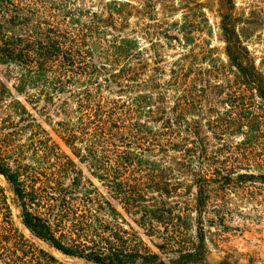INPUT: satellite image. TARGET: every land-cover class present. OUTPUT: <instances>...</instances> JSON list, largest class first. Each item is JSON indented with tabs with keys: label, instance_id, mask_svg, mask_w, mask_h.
<instances>
[{
	"label": "trees",
	"instance_id": "obj_1",
	"mask_svg": "<svg viewBox=\"0 0 264 264\" xmlns=\"http://www.w3.org/2000/svg\"><path fill=\"white\" fill-rule=\"evenodd\" d=\"M222 1L234 8L233 0ZM134 12L120 0H0V65L16 69L12 89L24 98L0 80V175L23 225L67 257L166 264L162 255L173 253L170 264H205L203 224L215 186L264 183V173H243L211 149L210 135L230 129L215 103L231 99L240 112L254 109L245 97L251 91L264 103V77L248 62L229 15L221 27L225 64L210 52L179 53L185 41L170 34L177 24L160 23L154 11L142 14L136 31ZM27 106L52 110L54 131L71 154ZM0 191V214L16 231ZM173 194L193 197L187 209L199 217L196 240L183 245L178 233L153 251L135 227L158 234L154 222L164 223V210L155 197Z\"/></svg>",
	"mask_w": 264,
	"mask_h": 264
},
{
	"label": "rangeland",
	"instance_id": "obj_2",
	"mask_svg": "<svg viewBox=\"0 0 264 264\" xmlns=\"http://www.w3.org/2000/svg\"><path fill=\"white\" fill-rule=\"evenodd\" d=\"M120 1H130L139 9L140 12H134L132 18V26L136 31H140L144 17L142 14L154 11L160 23L177 24L170 34L178 37L181 43L185 41L184 47L177 49L179 53L192 51L203 57L210 52L225 64L228 61L221 27L223 17L229 15L232 27L245 47L248 62L253 63L264 77V0H233L232 10H229L222 0ZM167 51L176 56L175 51ZM15 70L14 67L9 69L0 65V80L13 92L12 85L15 81L11 77H14ZM230 71L234 77L235 71ZM236 81L234 78L233 84ZM14 97L24 102V98L15 92ZM226 99V96L220 98L221 101ZM245 100L247 104L253 105L254 109H243L244 111L240 112V106L232 108L231 99L215 103L216 110L221 118L226 120L230 129L228 128L227 133L220 138L211 134L210 146L211 149L222 151L223 158H229L227 164L239 167L243 173L258 175L264 173V103L251 91L247 92ZM43 106V103L38 105L40 111H43ZM27 108L62 149L71 154L54 131L57 129L58 119L54 117L52 110L44 114L32 110L30 106ZM240 116L250 124L241 126ZM78 167L85 177H90L85 165L78 164ZM92 180L100 187L98 180ZM0 187L4 189L8 199L16 229L9 231L4 216L0 214V264H94L67 257L34 236L23 225L16 197L2 175ZM155 198V204L164 210L161 215V221L164 223L154 222L160 232L146 236V231L135 227L143 235L148 246L157 251L154 244H162L164 240L172 239L178 233L182 235L180 240L183 245L193 243L196 240V221L199 218L193 208L192 211L187 209V203L191 204L193 197L173 194ZM114 204L124 213L116 201ZM206 210L203 227L208 257L205 264H264V183L256 181L215 186ZM124 215L130 220L128 215ZM211 220L214 222L210 223ZM162 256L166 264H170V260L175 258L173 253H164Z\"/></svg>",
	"mask_w": 264,
	"mask_h": 264
}]
</instances>
